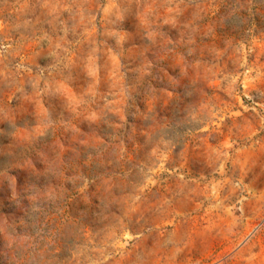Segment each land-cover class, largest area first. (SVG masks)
<instances>
[{
  "label": "rangeland",
  "instance_id": "1",
  "mask_svg": "<svg viewBox=\"0 0 264 264\" xmlns=\"http://www.w3.org/2000/svg\"><path fill=\"white\" fill-rule=\"evenodd\" d=\"M0 264H264V0H0Z\"/></svg>",
  "mask_w": 264,
  "mask_h": 264
}]
</instances>
